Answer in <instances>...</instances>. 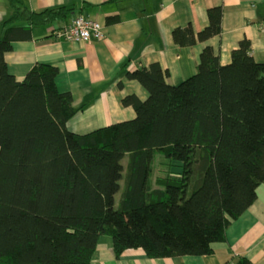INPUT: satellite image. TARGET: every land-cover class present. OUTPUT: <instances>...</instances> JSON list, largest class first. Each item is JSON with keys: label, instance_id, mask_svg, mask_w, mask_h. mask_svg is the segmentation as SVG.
Wrapping results in <instances>:
<instances>
[{"label": "trees", "instance_id": "1", "mask_svg": "<svg viewBox=\"0 0 264 264\" xmlns=\"http://www.w3.org/2000/svg\"><path fill=\"white\" fill-rule=\"evenodd\" d=\"M6 1L0 264H90L101 235L115 258L137 248L150 259L211 254L264 185V62L249 40L225 64L204 46L196 71L178 84L157 62L127 70L147 92L121 99L134 117L76 134L66 126L72 96L56 87L57 69L36 63L18 80L4 58L33 25L64 19L73 7L33 12L23 0ZM206 17L197 32L175 27L173 42L190 47L219 35L222 8ZM234 264L252 263L240 256Z\"/></svg>", "mask_w": 264, "mask_h": 264}, {"label": "crops", "instance_id": "2", "mask_svg": "<svg viewBox=\"0 0 264 264\" xmlns=\"http://www.w3.org/2000/svg\"><path fill=\"white\" fill-rule=\"evenodd\" d=\"M33 12L57 6L73 11L53 23L33 25L29 37L12 41L4 55L8 71L22 79L36 63L57 69L56 87L72 96L74 115L67 129L85 134L97 128L131 119L134 110L121 99L135 95L144 100L147 92L126 71L152 62L168 71L167 82L178 84L196 71L199 54L211 46L222 64L238 42L248 39L256 61L264 62V0H23ZM222 8L221 32L193 46L172 40L175 27L191 25L194 32L208 21L206 10ZM6 0H0V30L9 15ZM102 26L103 37L90 42L57 39L54 30L78 15ZM113 17L114 21L107 18ZM1 37V36H0ZM208 255L150 259L141 248L126 249L114 257L111 239L101 235L90 264H234L243 256L252 264H264V185L256 189L254 202L226 229L223 241L212 245Z\"/></svg>", "mask_w": 264, "mask_h": 264}, {"label": "built area", "instance_id": "3", "mask_svg": "<svg viewBox=\"0 0 264 264\" xmlns=\"http://www.w3.org/2000/svg\"><path fill=\"white\" fill-rule=\"evenodd\" d=\"M57 39H65L74 42H90L103 37L100 23L89 17L78 15L67 24L54 30Z\"/></svg>", "mask_w": 264, "mask_h": 264}, {"label": "rangeland", "instance_id": "4", "mask_svg": "<svg viewBox=\"0 0 264 264\" xmlns=\"http://www.w3.org/2000/svg\"><path fill=\"white\" fill-rule=\"evenodd\" d=\"M91 19H92V18H91ZM0 36H1V30H0ZM125 162H126V158L123 159L122 163H125ZM118 195H119V194H116V196H115L116 200H117V198H118Z\"/></svg>", "mask_w": 264, "mask_h": 264}, {"label": "bare ground", "instance_id": "5", "mask_svg": "<svg viewBox=\"0 0 264 264\" xmlns=\"http://www.w3.org/2000/svg\"><path fill=\"white\" fill-rule=\"evenodd\" d=\"M65 40V39H64ZM69 41V40H68Z\"/></svg>", "mask_w": 264, "mask_h": 264}]
</instances>
